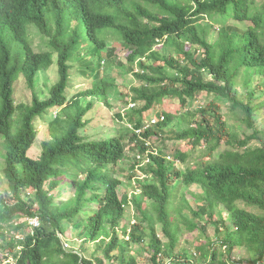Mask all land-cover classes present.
<instances>
[{"label": "trees", "instance_id": "obj_1", "mask_svg": "<svg viewBox=\"0 0 264 264\" xmlns=\"http://www.w3.org/2000/svg\"><path fill=\"white\" fill-rule=\"evenodd\" d=\"M55 60L49 97L18 104ZM120 93L126 126L91 137ZM0 172V264H264V0H0Z\"/></svg>", "mask_w": 264, "mask_h": 264}, {"label": "rangeland", "instance_id": "obj_2", "mask_svg": "<svg viewBox=\"0 0 264 264\" xmlns=\"http://www.w3.org/2000/svg\"><path fill=\"white\" fill-rule=\"evenodd\" d=\"M217 31H213V35H216ZM33 42L35 44V46L41 41L40 40V36L36 33L35 30H32L30 33ZM109 44H113L114 46H116V52L119 53L122 57L125 58V54L126 51L122 48L121 44L119 41L116 40H112L109 41ZM36 48H38L36 46ZM56 56V55H55ZM55 64H53L48 70H42L38 73L37 75V81H36V85H35V89L32 90L28 87L26 79L24 77H21L20 80L17 82L16 84V99H17V103H31L33 100V94L36 92L38 94V96L40 98H47L50 95V90L52 85L59 79V73H58V64H57V60L54 61ZM118 71H120L118 68L113 67V74L117 75ZM256 81H259L258 79ZM140 82H138L137 80L133 79V76L131 74H128L126 77H124L122 79V77H118V81L117 84L119 85V90L120 92H128L129 88L131 87V85L133 84H139ZM92 86V80L91 79H86L85 77L81 76V75H75L73 77V86L70 88L71 93H78L80 91H84L86 90L88 87ZM122 94L120 93V95L114 97L111 101H112V105L114 107L108 106L106 104L100 103V101H96L95 104H97V108H95L93 111H91L90 114H88L87 117H91L94 121V124L96 123L97 125H102L99 128H91V130L88 132L89 135L91 137L94 136L96 129L98 130V133L100 134L103 130V132L106 131H113V129L116 128H123L126 126V122L125 120L122 121L118 118V116H116L120 111H124L127 107H130V104H122L121 102V98H122ZM130 98V97H129ZM201 100V97H200ZM202 100L205 101V97H202ZM223 104H225L226 106H224L223 108H221V112L223 113H228V115H230V110L227 108L229 107V104L226 102H223ZM123 107V108H122ZM59 110V109H58ZM58 110H54L55 113H57ZM101 115H103V117L101 118ZM152 119H155V122L157 121V117L155 114H152ZM230 122H234L235 120L233 118H230ZM154 122V123H155ZM49 116L45 115L43 119L38 121V131H39V135L38 138L33 146V148L31 149V154L33 155H38L42 149V143L45 139L49 138V134H48V129H49ZM175 127V125L171 126V128ZM129 136L126 140V145H130L132 144L129 141ZM2 140V138H1ZM169 145H170V153H171V157H173V153L175 151V141L174 140H169ZM254 144L257 145L258 142L257 140L254 141ZM127 153L129 156L133 155L135 153V151H133L132 149H127ZM132 158V157H131ZM131 158L130 162H131ZM128 161H126V163H130ZM127 168H129V165L127 166ZM126 175V174H125ZM0 176H2V173L0 172ZM143 177V175H142ZM126 186H128L127 183V179L125 181V186L123 188V190H121V194H123L127 188ZM0 187H7V184L2 183L0 181ZM193 189L195 191H199V188L196 186H193ZM58 193V190L55 191V194ZM72 191H68V190H63V192H61L60 195H58L57 200L60 197H65L68 194H71ZM130 212H132V207L129 208ZM207 233L210 235H213L215 233V229L213 226H210L207 230ZM67 236L68 237H73V230L72 228H70L67 232ZM192 237V235H191ZM74 239V237H73ZM75 241V240H73ZM81 243L79 242L78 245H80ZM7 244L4 243L2 246H0V256L3 255V253L7 252ZM93 246L91 245L90 247V251H94V248H92ZM248 257V253L247 250L242 247V248H236L234 250V254H233V258L234 259H240V258H246ZM14 258H12L11 256H9L8 258H5L3 260L4 264H9L10 262H13ZM143 264V263H140Z\"/></svg>", "mask_w": 264, "mask_h": 264}, {"label": "built area", "instance_id": "obj_3", "mask_svg": "<svg viewBox=\"0 0 264 264\" xmlns=\"http://www.w3.org/2000/svg\"><path fill=\"white\" fill-rule=\"evenodd\" d=\"M155 122V119H152L151 120V123H154ZM148 126V125H147ZM31 224H33V225H35V226H37V225H39V220L37 219V218H33V219H31ZM68 245V244H67Z\"/></svg>", "mask_w": 264, "mask_h": 264}]
</instances>
